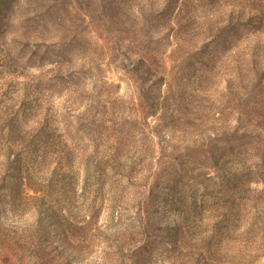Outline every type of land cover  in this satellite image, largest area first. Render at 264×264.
Returning a JSON list of instances; mask_svg holds the SVG:
<instances>
[{"label":"rangeland","instance_id":"374dc122","mask_svg":"<svg viewBox=\"0 0 264 264\" xmlns=\"http://www.w3.org/2000/svg\"><path fill=\"white\" fill-rule=\"evenodd\" d=\"M0 264H264V0H0Z\"/></svg>","mask_w":264,"mask_h":264}]
</instances>
